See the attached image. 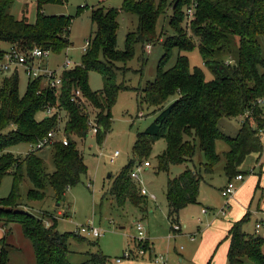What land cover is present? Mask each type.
Returning a JSON list of instances; mask_svg holds the SVG:
<instances>
[{"label": "trees", "instance_id": "1", "mask_svg": "<svg viewBox=\"0 0 264 264\" xmlns=\"http://www.w3.org/2000/svg\"><path fill=\"white\" fill-rule=\"evenodd\" d=\"M17 0H0V56L10 47L22 50L40 47L60 53L73 43L70 30L71 16L47 14L46 4H65L68 0H36V19L29 21L27 9L17 18L9 8ZM26 1V0H25ZM196 3L190 33L181 24L186 21L185 11ZM168 0H123L120 8L99 4L93 7L91 20L96 25L89 36L90 46L84 52L82 64L63 73V85L57 98L49 88H42L40 80H28L21 95L19 76L3 79L0 86V183L4 175L13 171V191L0 198V222L20 223L25 236L32 242L37 264H72L68 259V240L76 234L60 233L58 219L50 215L46 220L19 203L18 187L21 170L26 164L32 187L29 200H43L45 186L49 183L55 198L62 201L67 190L81 182L87 173L84 156L73 135L82 140L88 135V108L72 101L73 90L81 89L95 113L99 125H104L96 135L109 131L111 111L119 91L127 88L117 83L116 62H127L134 56L135 44H151L156 39V25L165 13ZM169 24L174 29L162 41L163 54L157 75L143 88L144 99L156 107L154 121L137 134L133 145L134 155L115 177L110 193L119 206L131 201L146 211L145 196H141L131 173L143 160L148 162L153 144L164 138L166 149L158 156V170L168 172L172 165H185L179 175L167 181L166 199L170 223L178 222L182 209L190 204H200L201 170L212 175L221 157L216 142L222 139L228 149L224 152L225 173L232 178L241 173L238 168L253 152L264 155V57L259 37L264 36V0H174ZM121 11L138 16V27L126 35L125 48H117L118 16ZM239 47L234 52L235 41ZM5 45L7 47H5ZM198 47L205 67L212 73L207 79L203 69L192 67L189 52ZM179 51L176 63L165 68ZM98 71L104 87L93 91L88 82L90 71ZM60 100L67 114L66 134L69 144L56 141L52 147L55 170L46 172L44 159L35 151L25 156L15 155L8 148L22 142L37 143L56 127V117L45 116L38 121L36 114L49 102ZM244 116L235 137L224 134L218 127L220 118ZM206 156L201 169L194 165L197 147ZM37 151V150H36ZM193 165V167H192ZM229 264H264L263 238L247 234L242 223L230 231ZM4 243V239L1 240ZM5 244V243H4ZM151 251L149 240L144 243ZM5 245L0 252V264H9ZM94 263H105L106 257L92 254ZM83 264H88L83 263Z\"/></svg>", "mask_w": 264, "mask_h": 264}, {"label": "rangeland", "instance_id": "2", "mask_svg": "<svg viewBox=\"0 0 264 264\" xmlns=\"http://www.w3.org/2000/svg\"><path fill=\"white\" fill-rule=\"evenodd\" d=\"M168 1L169 6L167 5L165 13L161 14L157 21L155 42L146 45L137 42L134 46V56L130 60L115 63L117 83H125L127 88L119 91L112 107L109 131L104 134L102 124L103 131L100 137L92 131H89L83 140L76 135L72 136L77 141L88 168L81 182L70 187L62 201L55 198L54 189L49 183L45 186L46 196L43 200H29L27 193L33 185L28 178L26 164L21 170L22 179L18 187L19 203L26 205L30 211L45 220H50V215L57 217V230L60 233L71 232L77 235V237L72 235L68 240L70 251L68 259L72 264L87 262L103 264L89 261L93 253L104 255L106 257L104 264H145V262L164 264L163 261L155 262L156 255H163L167 264H229L230 231L238 223H242V229L247 234L259 235L263 238L262 252L264 253V227L256 231V224L264 221V155L260 157L257 152L249 154L238 168V172L244 174V180L236 181V194L227 202L221 194V189L230 179L225 173L224 158V152L228 146L224 140H217L216 151L221 157L220 161L215 165L212 175L201 170L203 180L199 197L208 215L202 216L200 212L203 207L193 205L185 213L188 223L181 233H175L171 229L166 189L168 179L183 172L185 165H172L168 172L158 170V156L167 146L164 138L155 141L148 162L144 164L145 160H143L140 163L144 166L140 171L142 183L135 181L139 191L141 187L148 190L147 196L142 195L140 191L141 196H145L146 211H142L131 201L119 206L110 193L117 174L131 159L137 157L133 152L137 134L144 131L157 115L156 107L147 103L142 95L148 81H153L157 75L158 63L164 51L162 41L174 32L169 24L173 12L170 2L174 0ZM122 2L123 0H68L65 4H46L44 9L47 14H63L73 18L70 30V39L73 44L60 53L52 52L46 59L48 66L56 68L64 62L66 56L80 66L86 40L96 28L91 20L93 7L102 4L120 8ZM25 8L29 21H35L36 0H17L9 8V12L20 18ZM118 21L117 48L123 50L126 35L138 27V16L121 11ZM181 26L190 33V25L188 26L185 21ZM259 42L261 54L264 57V36L259 37ZM238 47L236 40L235 53ZM178 54L179 51L174 49L165 68H170L176 63ZM182 54L189 57L192 67L203 69L206 78L212 79L213 75L205 67L198 47ZM7 75L8 73L0 74V86ZM19 80V90L22 95L28 83V77L22 70L19 71ZM88 82L93 91L104 87L103 77L98 71L89 72ZM87 107L92 115L91 118L94 119L96 115L91 106ZM44 117L43 111L36 114L38 121ZM63 118L65 123L67 114L64 113ZM243 121L244 116H224L220 118L218 127L224 134L235 137ZM262 140L264 144V134ZM8 151L25 156L31 152V143L15 144L9 147ZM115 151H120V155L112 162L111 155ZM35 152L44 159L46 172H53L55 164L52 147ZM193 160L196 168L200 170L206 156L199 146ZM13 171L15 170L13 169L2 178L1 199L9 197L13 191ZM151 194L154 198L150 197ZM89 221L103 232L101 237L78 232L79 228ZM139 222L144 226L146 235H150V244L154 251L147 252L144 257L138 259L123 258L118 263L117 258L123 257L127 249L134 247L138 237ZM3 239L5 244L1 241ZM3 245L9 251V264H37L32 242L25 236L20 223L0 222V252ZM246 264H255V262L246 259Z\"/></svg>", "mask_w": 264, "mask_h": 264}, {"label": "built area", "instance_id": "3", "mask_svg": "<svg viewBox=\"0 0 264 264\" xmlns=\"http://www.w3.org/2000/svg\"><path fill=\"white\" fill-rule=\"evenodd\" d=\"M196 3H193L190 7L186 8L185 15H186V24L189 26L192 18L194 17ZM90 46V40L87 39L84 52L87 51L88 47ZM150 46V45H149ZM148 46V47H149ZM52 52L50 50H45L40 47H34L33 49L29 50H22L17 46L8 48L2 56H0V74H6L7 76L11 75H18L19 71L22 70L28 77V80H40L42 86L49 88L54 94L58 97L61 88L63 85V73L66 70H70L77 66L76 62H74L71 58L66 56L64 62L58 65L56 68H50L46 59ZM6 76V77H7ZM5 78V77H4ZM3 78V79H4ZM72 101H76L85 107L89 106L88 101L83 95L81 89H74ZM55 103H47L43 109L45 116L49 117H56L57 123L56 127L50 130L45 137L40 139L37 143H31V151L42 150L47 147L53 146L56 141L62 142L64 145L69 144V139L66 134V124L67 120L64 123V107L61 105L60 100L57 99ZM264 102V101H262ZM88 108V107H87ZM88 112L89 109H87ZM92 115L89 113L88 115V126L89 131L97 134L102 128L96 121V117L94 119L91 118ZM88 131V132H89ZM120 155V151H115L111 155V161L114 162L116 158ZM147 162L144 161V164ZM148 165V164H147ZM142 165H137L132 173L131 177L134 181H139L142 183V179L140 177V171L142 170ZM244 180V174L239 173L234 177L230 178L227 185L221 189L222 196L227 200V202L234 198L236 194V181ZM140 191L142 195H149L148 190L145 187H141ZM151 198L154 196L151 194ZM203 213H208L207 209H202ZM51 220H46L47 225H50ZM264 227V221L258 222L256 224V231L260 228ZM184 226L178 221L171 224V229L175 233H181L183 231ZM137 231L138 237H136V243L133 248L127 249L123 255V257H118L117 262H121L123 258H130V259H138L139 257H144L145 254L149 251L144 247V243L148 240V237L145 233L144 226L139 222L137 224ZM79 233L90 235L93 237H101L103 232L94 226L92 221H89L87 224L82 225L79 230ZM156 262H164L167 264L163 255H156L155 256Z\"/></svg>", "mask_w": 264, "mask_h": 264}, {"label": "crops", "instance_id": "4", "mask_svg": "<svg viewBox=\"0 0 264 264\" xmlns=\"http://www.w3.org/2000/svg\"><path fill=\"white\" fill-rule=\"evenodd\" d=\"M5 47H7V46H5ZM3 81V80H2ZM199 201H200V204H197V205H200L201 207H203L204 208V204L201 202V200H200V197H199ZM193 205H196V204H190V205H188L187 207H185L184 209H182L181 210V212H180V215H179V222L184 226V228H183V230L186 228V226H187V223H188V220H187V218H186V214L185 213H187L186 211H187V209H189L190 207H193ZM197 211H199L198 209H197ZM200 214L202 215V216H204V215H208V213H203L202 211L200 212ZM183 232V231H182ZM148 236V240H149V243H150V239H149V237H150V235L148 234L147 235ZM150 246H151V244H150ZM151 251L153 252L154 251V248L151 246ZM152 259V258H151ZM182 259H180V261H181ZM156 262V261H155ZM141 263H144V262H141ZM156 263H158V262H156ZM145 264H148V262L146 263L145 262ZM154 264V263H153Z\"/></svg>", "mask_w": 264, "mask_h": 264}, {"label": "water", "instance_id": "5", "mask_svg": "<svg viewBox=\"0 0 264 264\" xmlns=\"http://www.w3.org/2000/svg\"><path fill=\"white\" fill-rule=\"evenodd\" d=\"M110 176V175H109Z\"/></svg>", "mask_w": 264, "mask_h": 264}]
</instances>
